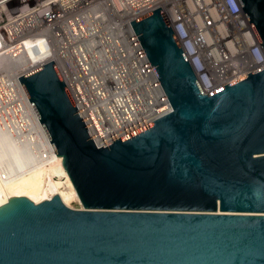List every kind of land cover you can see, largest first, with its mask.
<instances>
[{
  "label": "water",
  "instance_id": "water-1",
  "mask_svg": "<svg viewBox=\"0 0 264 264\" xmlns=\"http://www.w3.org/2000/svg\"><path fill=\"white\" fill-rule=\"evenodd\" d=\"M238 1L264 51V0ZM131 24L169 111L99 145L54 60L23 73L60 192L0 188V264H264V65L206 92L161 7Z\"/></svg>",
  "mask_w": 264,
  "mask_h": 264
},
{
  "label": "built area",
  "instance_id": "built-area-1",
  "mask_svg": "<svg viewBox=\"0 0 264 264\" xmlns=\"http://www.w3.org/2000/svg\"><path fill=\"white\" fill-rule=\"evenodd\" d=\"M159 7L201 90L211 92L264 65L238 0H0V57L20 50L50 55L27 72L54 60L91 135L103 145L170 109L131 24ZM23 95L19 77L8 101ZM48 173L43 190L52 180ZM0 180L6 181L1 169Z\"/></svg>",
  "mask_w": 264,
  "mask_h": 264
},
{
  "label": "bare ground",
  "instance_id": "bare-ground-1",
  "mask_svg": "<svg viewBox=\"0 0 264 264\" xmlns=\"http://www.w3.org/2000/svg\"><path fill=\"white\" fill-rule=\"evenodd\" d=\"M49 56L48 55L47 56L41 55L37 52H32L28 56L25 51L20 50V51L14 52L13 55H11L9 59H8V56L0 57V107L4 106L5 104H11V102L8 100H9V97L11 95V91L14 88V83L16 82V80H18V78L23 73L27 72V70L29 68H34L41 61L49 59ZM142 68L143 67H141V72H143ZM9 81H10V83H9L10 85L8 86ZM143 84L146 85L145 79L142 80V85ZM142 89H143V86H142ZM26 96L28 98V94ZM28 100H29V98H28ZM29 102H30L34 112L36 113V116L39 120V124L41 125L42 129L44 130L43 133L46 136L47 142H49L51 147L47 144L46 145L48 147H50L51 150H53L52 152L54 154L53 157L55 159V166H56L62 159H61V157H59L56 154L55 148L49 140L47 131L44 128V126L42 125L34 105L31 103L30 100H29ZM8 107L9 106L0 108V133L2 135H10V137H11V134L15 132L14 129H12V128H13L14 124H16L15 123L16 122V119H15L16 116L13 115V112L10 111V109ZM20 135H22V134H20ZM12 136L14 137V135H12ZM45 136H44V138H45ZM2 137H4V136H2ZM16 137H14V138H16ZM27 139H28V137H27ZM20 140L21 139H18L17 141H20ZM22 141H24L26 144L29 142L28 140L26 141L23 138H22ZM22 141H20V142H22ZM17 143L15 141H13V144H11V145H8V144H5V145L3 144L2 146L0 145V154L3 156V158H2V156H0V166H3L2 169L6 173V181L3 182L2 185L0 186V188H2L3 200L9 199L11 196L25 195V196L30 197L34 201L39 202L42 199L47 198L49 196V192H48V190H44L42 193L40 192L41 189L38 186L39 178L36 176V175H40V174H36V175L34 174L37 178L36 177L34 178L33 177L34 175H33L32 179H31V177H29V178L27 177L28 174H25V173L31 172V170H33V168H34V164L32 165L30 162L31 159H29L32 156H29V158H26L25 156L21 157V158H19V156L14 157L15 154L18 155L16 152L17 148L15 146ZM20 144H23V143H19V146L22 148V146ZM40 146H41V144H40ZM13 147H15V151L12 150ZM48 147L46 149H48ZM24 148H25V146H24ZM20 150L18 151V153L21 156L23 153H22V149H20ZM25 150H26V148H25ZM27 150L29 151V149H27ZM38 150H40V149H38ZM26 151H24V154L27 153V155L26 154L25 155L28 156L30 151L29 152L28 151L26 152ZM47 151L49 152V150H47ZM6 152L7 153L11 152L12 154H13V152H16V153H14V155L12 156L13 158L9 159L6 157L7 154H6V156L4 155ZM38 152H40V151H38ZM42 153H43V150H42ZM42 153H41V155H44ZM12 154H10V157ZM4 156H5V159H4ZM6 158L8 160H6ZM1 159H2V161H1ZM49 161L50 160H47V162H49ZM48 164L50 165V163H48ZM0 169H1V167H0ZM33 173H35V171H33ZM41 179H43V178H41ZM51 183L52 184L50 185V192H52V194H54V193L59 194L60 190H59L55 180H53V182L51 181Z\"/></svg>",
  "mask_w": 264,
  "mask_h": 264
},
{
  "label": "rangeland",
  "instance_id": "rangeland-1",
  "mask_svg": "<svg viewBox=\"0 0 264 264\" xmlns=\"http://www.w3.org/2000/svg\"><path fill=\"white\" fill-rule=\"evenodd\" d=\"M15 89L17 90V86L15 85ZM6 106H9L8 108L10 109V111H12L13 112V115L14 116H16L15 117V119H16V124H14V126H13V128L12 129H14V133H12L11 134V137H10V135H2L1 133H0V145L2 146L3 144L5 145V144H8V145H11V144H13V141H15L17 144L15 145L16 146V148H17V154L18 155H16L15 154V156L14 157H18L19 156V158H21V157H26V158H29V156H32V157H30L29 159H31L30 160V162H31V164L33 165L34 164V168H33V170H31V172H28V173H25V174H28L27 175V177L29 178V177H31V179H32V176L35 174H40V175H36L38 178H39V183H38V186H39V188L41 189V193L44 191L42 188H43V186H44V184H45V179H44V174L45 173H48L47 171H50L48 174L49 175H51V173H53L54 172V169H53V167L55 166V159H54V154H53V150H51V146H50V144H49V142H47V138H46V136L44 135V133H43V129H42V127H41V125L39 124V120H38V118H37V116H36V113L34 112V110H33V108H32V106H31V104H30V102H29V100H28V98H27V96H25V95H23V97L21 98V100H18V101H15V102H11V104H5L4 106H1L0 108H2V107H6ZM4 109V108H3ZM18 124V125H17ZM17 125V126H16ZM17 132V133H16ZM20 134H22V135H20ZM12 135H14V137H16V138H14ZM45 136V138H44V136ZM2 136H4V137H2ZM19 136V137H18ZM13 137V138H12ZM27 137H28V139H27ZM22 138L24 139V140H28L29 142L26 144L24 141H22ZM26 138V139H25ZM43 138V139H42ZM18 139H21L20 141H22V142H20V141H17ZM36 139V140H35ZM40 139V140H39ZM9 140V141H8ZM46 140V141H45ZM33 141V142H32ZM40 142V143H39ZM46 142V143H45ZM19 143H23V144H20L21 146H22V148L19 146ZM40 144H41V146H40ZM49 145L50 147H48L47 145ZM25 146V148H26V150L27 149H29V151L31 152H29L28 150V152H29V155L28 156H26L27 155V153H25L24 154V151H26L25 150V148H24V146ZM28 148H27V147ZM46 146V147H45ZM20 147V148H19ZM31 147V148H30ZM48 147V149H46ZM24 148V149H23ZM20 149H22V155L20 156L19 155V153H18V151ZM31 149V150H30ZM38 149H40V150H38ZM45 149V150H44ZM13 151H15V147H13V149H12ZM42 150H43V153H42ZM47 150H49V152L47 151ZM51 150V151H50ZM10 151V150H9ZM21 151V150H20ZM26 151V152H27ZM38 151H40V152H38ZM12 152V151H11ZM11 152H6L4 155L6 156V154H7V158H13L12 156L14 155V153H16V152H13V154L11 153ZM41 153L42 154H44V155H41ZM49 155H48V154ZM10 154H12L11 155V157H10ZM37 155V156H36ZM0 156H2L1 154H0ZM5 156H4V159H5ZM45 156V157H44ZM48 156V157H47ZM2 158H3V156H2ZM6 158V160H8ZM33 158V159H32ZM46 159V160H45ZM45 160V161H44ZM47 160H50L49 162H47ZM53 160V161H52ZM1 161H2V159H1ZM48 163H50V165L48 164ZM45 164V165H44ZM1 167V170H3L2 168H3V166H0ZM40 167V168H39ZM5 168V167H4ZM51 168V169H50ZM39 169V170H38ZM33 171H35V173H33ZM38 171V172H37ZM43 171V172H42ZM30 173V174H29ZM33 176L34 178L36 177V176ZM36 177V178H37ZM41 178H43V179H41ZM53 177H52V182H53ZM0 186L2 185V183H3V181H1L0 180ZM52 183L50 182L49 183V185H48V187H47V189L46 190H48V192H50V185H51ZM41 200V199H40Z\"/></svg>",
  "mask_w": 264,
  "mask_h": 264
}]
</instances>
